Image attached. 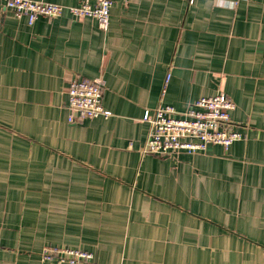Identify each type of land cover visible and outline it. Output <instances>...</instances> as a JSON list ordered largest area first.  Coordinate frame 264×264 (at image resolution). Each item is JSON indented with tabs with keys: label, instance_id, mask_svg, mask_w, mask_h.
Listing matches in <instances>:
<instances>
[{
	"label": "crops",
	"instance_id": "1",
	"mask_svg": "<svg viewBox=\"0 0 264 264\" xmlns=\"http://www.w3.org/2000/svg\"><path fill=\"white\" fill-rule=\"evenodd\" d=\"M77 6L82 0H41ZM110 111L69 122L72 79ZM232 99L227 149L142 154L146 109ZM264 264V0H112L29 25L0 2V264Z\"/></svg>",
	"mask_w": 264,
	"mask_h": 264
},
{
	"label": "built area",
	"instance_id": "2",
	"mask_svg": "<svg viewBox=\"0 0 264 264\" xmlns=\"http://www.w3.org/2000/svg\"><path fill=\"white\" fill-rule=\"evenodd\" d=\"M191 1V0H190ZM16 18L25 17L29 25L38 17L56 18L67 10L74 18L92 17L101 30L109 26L112 0H82L77 6H65L41 0H0ZM68 121L77 122L99 116L107 118L110 111L102 106L101 78L72 79L67 88ZM235 104L224 91L195 99L183 110L170 105L146 109L142 121L148 126L142 154L176 156L206 150L209 144L227 149L242 135L234 128L230 112ZM41 259L52 264H79L92 259V253L62 246H44Z\"/></svg>",
	"mask_w": 264,
	"mask_h": 264
}]
</instances>
